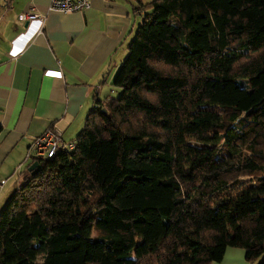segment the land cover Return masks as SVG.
I'll return each instance as SVG.
<instances>
[{"label": "trees", "instance_id": "obj_1", "mask_svg": "<svg viewBox=\"0 0 264 264\" xmlns=\"http://www.w3.org/2000/svg\"><path fill=\"white\" fill-rule=\"evenodd\" d=\"M140 7L119 96L1 208L0 264H213L230 247L264 264V0Z\"/></svg>", "mask_w": 264, "mask_h": 264}, {"label": "crops", "instance_id": "obj_2", "mask_svg": "<svg viewBox=\"0 0 264 264\" xmlns=\"http://www.w3.org/2000/svg\"><path fill=\"white\" fill-rule=\"evenodd\" d=\"M151 1L91 0L87 10L60 13L49 10L51 0H0V210L32 174L26 156L37 136L55 125L75 140L95 99L116 98L140 4ZM28 11L42 19L22 21ZM245 258L230 247L213 264Z\"/></svg>", "mask_w": 264, "mask_h": 264}, {"label": "built area", "instance_id": "obj_3", "mask_svg": "<svg viewBox=\"0 0 264 264\" xmlns=\"http://www.w3.org/2000/svg\"><path fill=\"white\" fill-rule=\"evenodd\" d=\"M91 7V0H51L50 11L60 13H74L87 10ZM33 18H41L42 15L34 11H28L20 15L22 21ZM75 143L66 141L62 131L55 125L37 136L27 152V160L40 161L54 156L59 149H73Z\"/></svg>", "mask_w": 264, "mask_h": 264}, {"label": "water", "instance_id": "obj_4", "mask_svg": "<svg viewBox=\"0 0 264 264\" xmlns=\"http://www.w3.org/2000/svg\"><path fill=\"white\" fill-rule=\"evenodd\" d=\"M103 112L106 113V110L104 109ZM40 168H41V163H40V161H35V162L31 165L30 170L32 171V174H35V173H37V172L40 170Z\"/></svg>", "mask_w": 264, "mask_h": 264}, {"label": "rangeland", "instance_id": "obj_5", "mask_svg": "<svg viewBox=\"0 0 264 264\" xmlns=\"http://www.w3.org/2000/svg\"><path fill=\"white\" fill-rule=\"evenodd\" d=\"M141 18V17H140ZM142 19V18H141ZM138 26V25H137ZM137 26H136V29H137ZM116 98L119 96V91L117 90V93H116ZM236 249H240L241 251H243L244 253H245V251H244V249H242V248H236ZM258 260H260V259H258ZM244 262L246 263V264H257L259 261H249V260H247L246 258H245V260H244Z\"/></svg>", "mask_w": 264, "mask_h": 264}]
</instances>
